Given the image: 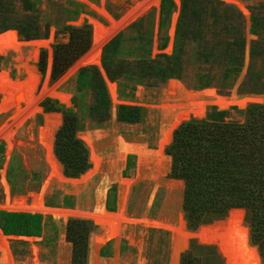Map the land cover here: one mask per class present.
Here are the masks:
<instances>
[{
  "label": "rangeland",
  "instance_id": "1",
  "mask_svg": "<svg viewBox=\"0 0 264 264\" xmlns=\"http://www.w3.org/2000/svg\"><path fill=\"white\" fill-rule=\"evenodd\" d=\"M161 1L31 0L33 8L26 9L23 0H3V3L7 6L6 10H0V28L10 25H24L25 27L32 25L34 29L37 28L36 31H39L41 35L39 38L27 40L19 33L18 29L10 28L0 31V34H3L15 30L18 33L19 40L24 43L22 49H15L9 47L4 40L0 41V106L5 101L16 99L20 94L35 95V99L32 102L30 101L29 105L21 101L19 106L21 110L17 107H12L5 112L4 110L0 111V145L4 144L5 148V159L0 168V210L31 212L30 210L27 211L26 208L18 209L9 204H12L15 200L25 199L31 205L41 192L44 184L48 183L44 194V202L47 207L94 212L97 205L98 191L100 190L102 195V191L106 190V204L109 189L113 185H117V207L115 211L110 212H117L121 197L128 196L126 200V213L129 217L138 220L147 217L151 220L163 221L172 225H176L178 217H180L182 230L181 215H184L182 205L184 181L169 176L172 158L166 154V147L164 155L166 158L171 159L167 160L165 171L158 178H154L152 170L146 167V165L153 166L154 163L152 161L149 162L150 160L147 161L148 159L140 154L121 152L119 137H123L131 142H144V144L154 150L159 148V141L165 125L163 114L159 108L161 105L160 99L163 90L167 89L171 82L181 83L191 94L202 93L203 98L199 104L187 105L188 108L195 112L191 113L185 120L191 117H204L213 106H218L220 109L239 106L244 109L243 107L250 104V102L246 101L239 104L233 103L232 98L235 93L238 95L255 94L258 96V99L252 103H264V93H243L242 91H246L248 87L241 86L249 66L252 40L260 37L261 44L264 47V0H220L235 6L242 13L243 18L238 17L235 12L232 13L231 10L226 11L223 8H217V12L215 10L212 12V10L210 11L212 5L206 4L207 11L202 14L205 16L203 18L207 26L204 28L203 33H205L207 39L198 43L192 39L190 33H186L183 37L182 55L178 59L179 64L183 68V78H171L177 80L170 81L171 79H169L166 82L153 83L150 80H146L141 83H135L127 77L128 75L126 76L128 73L124 72L123 76L114 81L111 80L102 62L103 47L119 31L126 30L133 22L143 16L145 18L140 30L143 31L142 33L146 37H150L152 33L151 58L156 57L157 54L162 52L173 53L182 0H173L175 10L165 15L166 24L160 30L162 17L160 13ZM77 8L81 10L79 14H75L74 12ZM202 11L205 10L201 9ZM254 12L261 22L259 35L252 32ZM189 14V17L194 19L192 11ZM86 20L92 24L93 32L95 31L94 21L99 22L105 32L113 30L118 25L121 26L110 39L101 45L98 61L87 63L88 65H96L99 68L108 86L112 100V111L110 118L104 123L98 124L97 122L87 120V128L80 132V136L82 133L87 132L92 133L94 136L95 142L91 144L87 143L90 148L92 167L80 176L68 177L65 175L63 165L54 152L53 139L55 140V134L49 129L56 117L62 122V114L60 112H45L42 101L50 97L58 99L69 107L73 105L72 97L76 89L77 72L81 67L87 65L75 66L92 49V46L55 81L52 80L53 46L59 42H68L69 34L63 31L65 25H82ZM47 26L49 27V33L43 36ZM234 27L237 30H233ZM238 28L247 39L246 60L240 77L229 88V81L223 76L227 60L222 54L225 53V50L229 46L228 43L239 37ZM129 34L136 37L138 35L137 29H132ZM130 37H128V40L121 47V51L116 58V62L123 63L126 65V68L130 65L132 66L136 58L141 56V53L143 56V51H134L137 42L133 41L132 38L129 39ZM166 39V47L160 49L159 45ZM8 49H13L14 52L6 54ZM42 49H47L48 51L47 66L44 72L40 71L38 66ZM205 53L217 54L218 58H214L213 62H203L202 54ZM134 64L132 69L135 75L138 64L136 62ZM257 67L260 71L264 72V55L258 58ZM24 68H37L40 79L35 74L27 73ZM207 78L212 80V84L209 87L200 90L194 88L195 85H198L202 80ZM111 84L115 85V95L112 94L110 89ZM44 87L51 89L52 92L49 95L41 96L40 94ZM54 91L67 95L68 99L62 101L58 96L51 95ZM170 94L176 95L173 92ZM208 95L211 99L210 104L207 106L202 105L205 97ZM91 99L92 97L88 99L89 104H91ZM120 104L145 107V118L137 123L119 121L118 106ZM31 107H36V114L28 117L32 110ZM59 124L57 122L56 126L58 127ZM44 132H51L52 134V136L47 137L45 140L46 143L53 144V149L49 152L42 143L41 133ZM94 153H97L101 158L100 168L95 164V162L99 161L98 158H95ZM130 154L135 155L133 161H129ZM138 159H140V162ZM157 161V165L155 164V166H160L159 162L162 163L161 159H157ZM95 171L97 172L95 173ZM3 178L6 179L9 186L8 190L3 182ZM88 178L89 180H87ZM61 179L82 180V183L74 186L71 183H61L59 181ZM168 180H174V186H168ZM99 205L102 206L103 203L99 202ZM33 213L41 212L34 211ZM41 214L45 216L46 222L39 236L6 234L0 226L3 233L7 236L14 264H34L35 248H37L38 257L43 263L71 264L73 245L67 240L66 225L69 218L76 217L77 215L70 216L65 220L63 218H54L51 213ZM49 217H51L50 220L48 219ZM77 217L89 218L83 216ZM217 222H222L225 227L231 223V226L234 228V233L229 237L228 242H224L227 245H221V241L215 231L206 229L202 232L204 225H201L194 231L190 230L187 224L186 228L188 231L193 232L194 239L199 243L216 245L219 252L228 260V264H246L248 252L246 210L244 208L232 210L225 219ZM134 223L126 225L124 234L119 240L115 238L111 243H108V241L102 245L98 255L101 263L139 264L143 260L144 262L146 261L145 264H171L173 251L172 230L155 226L148 227L140 222ZM215 223L205 225L212 226ZM181 230L178 236L180 246L174 264H177V257L181 247ZM109 231V226L99 225L91 235L90 264H94L93 249L95 238L97 236H105ZM219 233L221 236H224L225 231L221 230ZM13 241L26 242L25 244L19 243L16 245L19 249L27 248L26 255L18 257L14 253ZM102 250L104 254H102ZM3 254L4 252L0 248V264H6L4 263ZM262 264H264L263 259Z\"/></svg>",
  "mask_w": 264,
  "mask_h": 264
},
{
  "label": "trees",
  "instance_id": "2",
  "mask_svg": "<svg viewBox=\"0 0 264 264\" xmlns=\"http://www.w3.org/2000/svg\"><path fill=\"white\" fill-rule=\"evenodd\" d=\"M23 1L26 9L33 8L31 0ZM206 4L212 5L210 7L212 12L213 10L217 12V8H223L243 18L242 13L235 6L220 0H182L173 53L162 52L151 58L152 33L150 32V37H146L140 30L145 18L143 16L126 30L119 31L104 45L102 62L110 79L114 81L123 76L124 72L128 73L126 76L128 75L127 77L135 83L146 80L153 83L166 82L171 78H183V68L178 61L182 55L183 37L186 33H190L192 39L198 43L207 39L203 33L207 26L203 18L205 16L202 14L207 11ZM6 6L3 0H0V10H4ZM174 6L173 0L161 1L160 30L166 24L165 15L168 12L172 13L175 10ZM201 9L205 11L201 12ZM190 11L194 19L189 17ZM74 12L79 14L81 10L77 8ZM252 23V32L259 35L261 22L255 12ZM10 28L18 29L27 40L39 38L41 35L32 25L29 27L10 25L0 28V31ZM132 29H137L136 37L129 34ZM233 30L237 29L234 27ZM238 30L239 37L228 43L229 46L222 54L227 60L223 76L229 81V88L240 77L246 60L247 39L239 28ZM63 31L68 32L69 40L53 46V81L59 79L74 62L84 55L93 42V26L87 20L82 25L67 24ZM48 33L49 27L47 26L43 36ZM128 37L137 42L134 51H143V56L141 53L142 57L138 56L134 61L138 64L135 75L132 69L134 63L126 68L123 63L116 62L121 47ZM166 45L167 39L159 45V48L164 49ZM12 51L14 52L13 49H8L6 54ZM47 53V49L41 50L38 66L42 72L47 66ZM262 55H264V47L259 37L252 40L249 66L241 85L247 86L248 89L242 91L243 93H264V72L257 67L258 58ZM214 58L217 59L218 55L202 54L203 62H213ZM24 70L35 74L40 79L37 68H24ZM172 80L177 79L170 81ZM211 84L212 80L207 78L194 88L200 90ZM51 95L58 96L62 101L68 99L67 95L56 91ZM90 97H92L91 104L88 103ZM34 99L35 95L20 94L14 100L5 101L0 106V111L5 112L12 107L21 110L19 107L21 101L29 105ZM210 102L208 95L202 105L207 106ZM72 103L73 105L69 107L58 99L47 97L42 101V106L45 112L62 114V122L56 117L49 128L55 134L54 152L63 165L65 175L77 177L92 167L89 145L82 139L80 132L86 130L87 120L98 124L104 123L110 118L112 111L108 86L96 65L83 66L78 70ZM243 108L231 106L228 109H220L218 106H213L204 117H191L184 120L174 129L172 141L166 146V154L172 158L169 176L184 181L182 204L184 215H181V247L177 264H225V258L217 246L199 243L194 239L192 231L204 225L202 232L206 229L215 231L221 245H227L224 242H228L227 240L234 233L231 223L226 227L222 222H216L212 226L205 224L225 219L230 211L242 208L246 210V223L248 224L246 264H262V259L264 263V112L258 113L264 111V103H250ZM145 116L146 108L143 106L130 104L118 106L119 121L137 123L141 122ZM57 122L60 123L58 127ZM4 150V144H1L0 168L5 159ZM134 158V154L129 155V161H133ZM116 207L117 185H113L107 194L106 208L109 211H115ZM45 222V216L41 213L0 210V226L6 234L39 236ZM186 224L192 231L187 230ZM98 227L99 225L89 218H69L66 225V237L73 245L71 264H90V237ZM221 230L225 231L224 236L220 235ZM12 243L13 251L18 257L26 255L27 248L16 247L19 243L25 244V241H13ZM102 254H104L103 250Z\"/></svg>",
  "mask_w": 264,
  "mask_h": 264
},
{
  "label": "bare ground",
  "instance_id": "3",
  "mask_svg": "<svg viewBox=\"0 0 264 264\" xmlns=\"http://www.w3.org/2000/svg\"><path fill=\"white\" fill-rule=\"evenodd\" d=\"M94 26H95V31H94V41H93L92 49L78 62V64H76L75 67H79L80 65H88L87 63H95L96 61H98L99 51H100L101 45L104 42H106L108 39H110L121 28V26L118 25L115 28H113V30H111L109 32H105V30L102 28V25L97 21H94ZM3 40L11 48L22 49V47L24 46V43L19 40L18 33L15 30H11V31H8L6 33L0 34V41H3ZM110 89L112 91V94L115 95V85L114 84L110 85ZM51 92H52L51 89L44 87V89L42 90L40 95L41 96L49 95ZM171 92L175 93L176 95H174V96L171 95L170 94ZM37 98H38V96H37ZM202 98H203L202 93L191 94L184 87V85H182L179 82L169 83L168 88L163 90V92L161 94V99H160L161 105L159 106V108L163 114L165 125H164V128L162 130V137L159 141V148L157 150H154V149L149 148L146 144H144V142L143 143L131 142V141H127L123 137H119V146H120L119 148H120L121 152H123V153H125V152L130 153L131 152L134 154L137 153V154H140V155L144 156L145 158H147L148 159L147 161H149V160H150L149 162L152 161V163H154V165L153 166H147L146 165V167H148L152 170V176L154 178H158L165 171L167 160L171 159V158H166L164 155V152H165L166 145H168L172 141L174 129L181 122H183L187 117H189V115L191 113L195 112L194 110L188 108L187 105L188 104H190V105L199 104L201 102ZM257 99H258V96L255 94L238 95L237 93H235V94H233L232 102L236 103V104H239L243 101L252 103V102H256ZM35 114H36V107L32 108V110L29 113L30 116H28V117L34 116ZM50 136H52L51 132L41 133L42 143L48 149V152L53 149V144L51 145L50 143L45 142L46 138L50 137ZM99 136H100V133H99ZM81 137H82V139H84L89 144L95 142L94 136L90 132H87L84 134L82 133ZM94 154H95V158L96 159L98 158V161H99V162H95V164L97 167L100 168L101 162H102L100 160L101 158L97 153H94ZM92 155H93V153H92ZM153 159H154V161H153ZM157 159H161L162 163L159 162L160 166H155V164L158 162ZM138 161L140 162V159H138ZM139 164L141 165V163H139ZM97 171H95V173ZM145 179H146V177H145ZM87 180H89V178ZM59 181L61 183H71L74 186H78L79 184L82 183V180L76 181V180H72V179L71 180L61 179ZM3 182L5 183L6 189L8 190L9 186H8L5 178H3ZM174 183H175L174 180L173 181L172 180L167 181L168 186L169 185L174 186ZM47 186H48V183L47 184L45 183L41 192L37 195V197L35 198V200L33 201V203L31 205H29L25 199L15 200L12 204H9V205L12 207H17L18 209L19 208H22V209L26 208L27 211L30 210L31 212L38 211L41 213H51V214H53L54 218L55 217L56 218H63L65 220H67L70 216H75V215L83 216V217H89V218H92L98 225L109 226L110 231L108 234H106L105 236H97L95 238L94 249H93V263L94 264H102L101 260L99 259V256H98L99 250L102 247V245L104 243H107L110 240H114L115 238L117 240H119V238L124 234L126 225H128L130 223H134V222H140L141 224L143 223L144 225H146L148 227H154L155 226V227H162V228L171 229L173 232V251H172V259H171L172 263L171 264L175 263L176 254H177L178 248L180 246L179 245L180 240L178 238L179 232L181 230V218L180 217H178L176 225H172L170 223L163 222V221L151 220L147 217L140 219V220L133 219V218L129 217V215L126 213V200H127L128 196L123 197V198L121 197L120 202H119V208H118L117 212H110L106 208V204H105L106 190L102 191V195H101V191L100 190L98 191L97 205H96L94 212H83V211H77V210H72V209H61V208L47 207L45 205V202H44V194L46 192ZM126 190H127V188H126ZM99 202L103 203V205L100 206ZM131 242H133V241L131 240ZM0 248L4 252V254H3L4 263L14 264L12 250H11L9 242L7 240V236L3 233L1 228H0ZM145 262L143 260H141L139 262V264H145ZM34 264H47V263H43L40 261V259L38 257V253H37V248H35ZM113 264H117V262L116 263L114 262Z\"/></svg>",
  "mask_w": 264,
  "mask_h": 264
},
{
  "label": "water",
  "instance_id": "4",
  "mask_svg": "<svg viewBox=\"0 0 264 264\" xmlns=\"http://www.w3.org/2000/svg\"><path fill=\"white\" fill-rule=\"evenodd\" d=\"M93 36H94V32H93ZM92 44H93V42H92ZM221 220H223V219H221ZM221 220H216V221H214L213 223H215V222H217V221H221ZM213 223H210V224H213ZM224 258L226 259V257H224ZM225 261H226V264H228V263H227L228 260L226 259Z\"/></svg>",
  "mask_w": 264,
  "mask_h": 264
}]
</instances>
